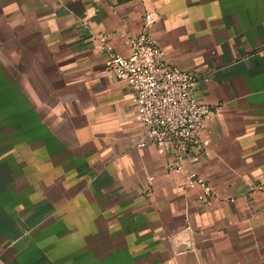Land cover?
Returning <instances> with one entry per match:
<instances>
[{
    "label": "crops",
    "instance_id": "0c3cea01",
    "mask_svg": "<svg viewBox=\"0 0 264 264\" xmlns=\"http://www.w3.org/2000/svg\"><path fill=\"white\" fill-rule=\"evenodd\" d=\"M148 12L217 107L203 208L104 69ZM0 264H264V0H0Z\"/></svg>",
    "mask_w": 264,
    "mask_h": 264
},
{
    "label": "built area",
    "instance_id": "2783aa9c",
    "mask_svg": "<svg viewBox=\"0 0 264 264\" xmlns=\"http://www.w3.org/2000/svg\"><path fill=\"white\" fill-rule=\"evenodd\" d=\"M153 13H146L144 31L128 39L129 56L113 53L108 46L104 69L127 85L142 125L137 146L165 149L167 168L181 174L185 190L198 188L197 204L205 207L212 198L210 184L197 172L186 171L184 163H196L201 154V132L217 107L199 101L195 90L201 80L194 73L174 67L167 52L149 34Z\"/></svg>",
    "mask_w": 264,
    "mask_h": 264
},
{
    "label": "rangeland",
    "instance_id": "374dc122",
    "mask_svg": "<svg viewBox=\"0 0 264 264\" xmlns=\"http://www.w3.org/2000/svg\"><path fill=\"white\" fill-rule=\"evenodd\" d=\"M262 188V187H261Z\"/></svg>",
    "mask_w": 264,
    "mask_h": 264
}]
</instances>
